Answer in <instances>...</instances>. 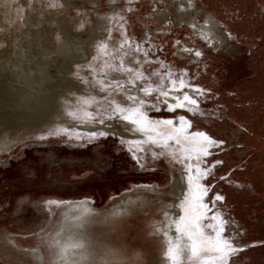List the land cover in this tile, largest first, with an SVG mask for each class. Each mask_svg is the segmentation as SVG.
<instances>
[{
	"label": "rangeland",
	"instance_id": "rangeland-1",
	"mask_svg": "<svg viewBox=\"0 0 264 264\" xmlns=\"http://www.w3.org/2000/svg\"><path fill=\"white\" fill-rule=\"evenodd\" d=\"M240 1V8L232 1L230 11L222 9V18L212 9L221 0H0V77L5 78H0V121L10 120L0 123V264H47L43 235L65 206L85 200L102 217L122 210L118 222L128 225L123 237L128 250L136 251L124 249L121 263L170 264L167 242L180 235L182 202L196 203V183L208 188L202 197L207 211L196 208L204 212L205 233L214 237L209 226L219 214L227 221L222 238L242 249L230 255L229 264H264V249L254 251L256 260L248 254L264 244V238L249 237L251 231L264 233L261 200L246 206L247 213L238 212L244 222L227 201L231 189L253 194L264 184V24L255 16L264 13V0ZM241 12L245 18H239ZM256 48L263 56H253ZM181 79L189 86L180 88ZM237 83L246 100L237 105L248 114L249 131L230 116L222 94H235L231 88ZM7 87L12 94L5 93ZM184 94L198 106L172 110ZM9 101L20 105L11 114L29 118V124L6 118ZM113 102L138 108L142 117L132 111L123 115L142 123L124 120ZM180 116L190 127L175 133ZM197 132L223 141L199 161L185 152L200 146ZM197 164L201 172L210 170L190 184ZM182 174L186 184L170 208V193ZM217 194L224 199L214 201Z\"/></svg>",
	"mask_w": 264,
	"mask_h": 264
},
{
	"label": "snow or ice",
	"instance_id": "snow-or-ice-1",
	"mask_svg": "<svg viewBox=\"0 0 264 264\" xmlns=\"http://www.w3.org/2000/svg\"><path fill=\"white\" fill-rule=\"evenodd\" d=\"M191 51V50H188ZM197 56H200L201 53L197 51L195 53ZM128 71H131V69H128ZM173 86L175 87L176 81H171ZM180 88H183L185 86H189L185 84V81L181 79L179 81ZM101 90H104V86H101ZM196 92H202V89L195 88ZM142 91L145 93V95H150L151 90L148 88H143ZM164 96H167V92L161 93ZM128 101L137 102V97L133 96H127L125 98ZM176 103L172 106V110H175L176 107L184 108L186 105H191L194 107L198 106V101L194 99L192 96L188 94H184L182 99L180 97H176ZM83 103L89 104L91 101L84 100ZM138 103L140 105L145 104L144 100H139ZM114 104V110L118 111L124 120H128L133 124H141L142 120L140 118L133 119V115H137L138 117H142L143 113L139 111L138 108L136 109H126L124 107H121L120 105ZM192 110V109H189ZM126 111H132L133 115H123ZM69 115H74V113H69ZM88 115H91L90 113ZM146 119V118H145ZM180 126L178 128H175V133H182L186 131L187 127H190V121H187L184 116L179 117ZM100 123L103 124L104 121L101 119ZM163 123L168 125H173L172 120H165ZM91 136L95 137L97 135L96 132L90 133ZM99 135L103 136L106 135L104 132H100ZM196 137L200 138V146L192 148V149H185L186 153H194L195 159L199 161L201 156H208L210 155L209 149L218 143H223V141H216L209 137L206 133L203 132H197L194 134ZM166 140L161 144V146H164L166 144ZM176 144L179 145L180 141L179 139H176ZM143 151V149H140ZM187 158H191V156H188ZM139 163V160H138ZM219 163V161H217ZM143 167V165H141ZM189 171L192 170V165L190 164L188 166ZM210 170V169H209ZM200 171L199 165L196 166V172L198 175L196 177L189 176V183L191 184L193 180H199L200 176H206L208 174V171ZM224 179V177H222ZM194 191H195V199L196 203H192L191 201L186 200L182 202V207L184 208L185 215L181 217L180 221L176 224V230L180 234L178 237L173 239H169L167 242V248L165 255L170 261V264H184L185 260V252H187V260L189 261V264H229L230 255L232 253H235L237 251H241L242 249H237L232 243H230L229 240L222 238V233L225 231L224 225L227 223L223 219L222 216L219 214H215L211 217L213 221H216L215 225H210L209 227H212L214 230V237L208 236L204 228L201 224V220L204 216V212H197L196 208L197 205L200 209H203L205 212L208 209V205L202 203V197L207 195L208 188L200 185L199 183H196L194 185ZM224 197L217 194L214 198L215 200H223ZM213 201V202H214ZM51 203V202H49ZM191 212V214H190ZM167 213H165V216ZM164 236H168V232L165 231ZM185 237L187 239V243L184 242ZM69 241H72L71 244L64 243L63 241L58 242L57 247L59 249V255L61 258V261H65L67 255H68V249L69 247H84L85 245L75 239V237L69 236ZM35 251V250H34ZM211 253V255L209 254Z\"/></svg>",
	"mask_w": 264,
	"mask_h": 264
},
{
	"label": "bare ground",
	"instance_id": "bare-ground-1",
	"mask_svg": "<svg viewBox=\"0 0 264 264\" xmlns=\"http://www.w3.org/2000/svg\"><path fill=\"white\" fill-rule=\"evenodd\" d=\"M106 20H108V18H106ZM1 44L2 42L0 41V45ZM0 78L5 81L4 76ZM5 93L12 94L13 92L10 87H7ZM16 97L19 98L18 91ZM17 108H20L18 102H7L6 109H9L10 113L6 118L19 119L29 124V118L25 120L24 118H20L17 113L11 114V112ZM9 121H0V123L4 125L9 123ZM178 184L177 190L184 188L186 184L184 175L178 179ZM171 204L172 203H169V205ZM92 205L90 200H85L72 205V207L65 206V208H63V214L61 218H59V221L51 226L42 237L45 247L44 250L48 253L47 264H123L120 262L124 257L123 254H131L136 251V249L133 248L128 250L129 247L126 245L127 241H125L127 238L123 237L128 225H122V223L118 222L117 216L122 210L113 209L112 212L110 211L102 217L97 214V211L94 210ZM126 211L128 212L129 210L126 209ZM153 211L154 213L158 212V210ZM109 219L113 221L108 226H94L95 222L103 224L104 221ZM133 222H135V220ZM69 236L75 237L77 241L83 243L85 246L69 247L68 255L65 261L62 262L57 244L61 241L71 244L72 241H69ZM159 247L160 246H158V248ZM124 249H126L125 253Z\"/></svg>",
	"mask_w": 264,
	"mask_h": 264
},
{
	"label": "trees",
	"instance_id": "trees-1",
	"mask_svg": "<svg viewBox=\"0 0 264 264\" xmlns=\"http://www.w3.org/2000/svg\"><path fill=\"white\" fill-rule=\"evenodd\" d=\"M227 1H229V0H227ZM257 14L259 15V12ZM243 16H245V15H243ZM255 16H257V15H255ZM259 19H261L263 24H264V16H260ZM241 36H242V34H241ZM257 36L263 37V35H260V33H258ZM257 55L263 56L261 51L259 50V48L256 49L255 57ZM230 109H231V111L232 110L233 111L238 110V108L236 109L233 107H230ZM93 196H95V195H93ZM255 198H257V200L260 199L262 202V203H260V205H261L259 208L260 212H258V214H260L264 209V184L261 187L254 188L253 194L245 193L244 191H238L235 189H231L229 191V193L227 194V201L230 202L229 203L230 205H232V213L242 222L245 221V217H243L240 213L238 214V212L241 211L243 214L247 213L246 206H248L250 203L257 202V200H255ZM262 216H264V212H263ZM249 237L252 239H262V238H264V233L260 234V233H258V231H256V232L251 231V232H249ZM263 249H264V244L258 248L250 250L248 252V254L252 255V259L256 260V257L258 254H256L254 251L259 252V254H260V251ZM261 256H264V253Z\"/></svg>",
	"mask_w": 264,
	"mask_h": 264
},
{
	"label": "flooded vegetation",
	"instance_id": "flooded-vegetation-1",
	"mask_svg": "<svg viewBox=\"0 0 264 264\" xmlns=\"http://www.w3.org/2000/svg\"><path fill=\"white\" fill-rule=\"evenodd\" d=\"M222 1V3L220 4V5H222V6H220V5H218L217 7L218 8H214V7H212V9H214V11L215 12H217V14L219 15V16H222V18L224 17L222 14H220V11L222 10V9H225V10H229L230 11V3L233 1V2H236V6L237 7H239L240 8V0H229V1H225V0H221ZM207 5H208V8L210 9V7H209V3H207ZM220 6V7H219ZM227 7H229L228 9H227ZM245 12H241V13H239V15L238 16H240L239 18H245V16H246V13L244 14ZM243 15H245V16H243ZM259 15L260 16H264V13H263V11H259ZM258 14H257V16L260 18V16H259ZM231 17V16H230ZM233 17L235 18V15H232V19H233ZM229 18V16L227 17V19ZM231 19V20H232ZM229 20V19H228ZM228 23V22H227ZM229 24V23H228ZM236 31V33L239 35V36H241V32L239 31V30H235ZM257 49V48H256ZM255 49V50H256ZM255 53H256V51H255ZM255 53L253 54V56L255 57ZM237 86H240V83H237L235 86H233V88H231L232 89V91H234V92H236L235 94H232V95H228V92L227 93H225V92H223L222 94H224L225 96H227L226 97V99H228L229 101L228 102H226L227 103V105H228V108L229 107H233V108H238V110H235V111H231V109L229 108V110H230V116L231 117H233V118H235L239 123L240 122H244L246 125V128H245V131H249V129H250V126H248V122H247V116H248V114H245L246 112L243 110V109H240V106H238L237 104H239V103H245L246 102V100H244L245 99V95H244V93H243V91H240V92H238V89H237ZM233 99V100H232ZM255 150V149H254ZM253 154L254 153H251V156H250V161H249V164L252 162V157H253ZM250 166H248L246 169H245V171L247 170V173H249V168ZM247 177H248V175H247ZM236 190V189H235Z\"/></svg>",
	"mask_w": 264,
	"mask_h": 264
},
{
	"label": "water",
	"instance_id": "water-1",
	"mask_svg": "<svg viewBox=\"0 0 264 264\" xmlns=\"http://www.w3.org/2000/svg\"><path fill=\"white\" fill-rule=\"evenodd\" d=\"M4 47V46H3ZM93 51H94V49L93 48H91ZM7 51H9V50H7ZM83 60H85V61H87V60H89V55H88V53H87V55L86 56H84L83 57ZM87 128H83L82 127V125L81 126H78L77 125V127L78 128H83V129H87V130H89V129H94V128H91V125H85ZM183 176V174L181 175V177ZM181 191H183V188H180V190L178 189H176V192L175 191H172L170 194H172V196L173 197H171L170 198V201L167 203V205L170 207V208H172V206L173 205H177L178 204V201L180 200V195H181ZM175 200V201H174ZM169 203H173V205H169ZM168 206H167V208H168ZM176 208V207H175ZM167 231V230H166ZM172 234V233H171Z\"/></svg>",
	"mask_w": 264,
	"mask_h": 264
}]
</instances>
